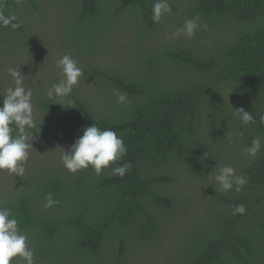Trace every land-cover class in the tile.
Returning a JSON list of instances; mask_svg holds the SVG:
<instances>
[{
  "label": "trees",
  "instance_id": "obj_1",
  "mask_svg": "<svg viewBox=\"0 0 264 264\" xmlns=\"http://www.w3.org/2000/svg\"><path fill=\"white\" fill-rule=\"evenodd\" d=\"M53 1L63 10L62 39L84 79L63 106L46 96L59 79L32 90L35 140L67 139L71 146L95 123L123 138L127 155L117 164L132 167L119 177L111 167L96 175L91 167L72 174L63 165L38 166L4 192L0 207L18 219L36 264H146L144 252L160 248L169 249L161 252L162 264H264V0H169L172 11L159 24L150 18L154 0ZM43 3L0 0V9L21 22L15 31L0 26V60L15 38L32 47L24 11L40 12ZM196 16L207 31L167 34ZM118 36L123 61L104 62L101 51ZM117 90L128 103L116 102ZM238 108L254 122L242 124ZM255 137L262 148L252 158L244 150ZM224 154L237 159L247 185L240 193L211 191L213 212L173 250L165 230L190 204L181 195L184 176L211 178ZM49 192L59 203L45 208ZM238 204L247 210L233 215Z\"/></svg>",
  "mask_w": 264,
  "mask_h": 264
},
{
  "label": "clouds",
  "instance_id": "obj_2",
  "mask_svg": "<svg viewBox=\"0 0 264 264\" xmlns=\"http://www.w3.org/2000/svg\"><path fill=\"white\" fill-rule=\"evenodd\" d=\"M171 11L169 0H154L150 18L154 24H159L161 18ZM0 26L15 31L21 27V22L14 13L6 15L0 9ZM201 28L207 31L208 25L201 21L199 16L186 19L173 31L172 38H192ZM56 67L61 79L47 89L46 96L49 100H57L55 104L63 106L73 88L80 83L84 71L69 53L60 57ZM7 73L12 77L13 86L7 87L0 94V172L7 171L9 175L23 178L30 150L33 149V142L39 134L35 131L37 124L32 103L33 91L31 87L25 86L26 76L20 66L9 67ZM114 95L118 104L129 102L125 92L117 90ZM235 110L242 124L249 125L254 122L253 116L243 108ZM261 121L264 122V117H261ZM82 133L67 150L61 148L60 160L63 167L72 174L91 167L96 175H101L105 169L111 167L113 176L124 177L132 165L130 162L117 164L127 155L123 138L114 130L101 129L95 123L84 127ZM237 135L242 137L244 133L239 132ZM261 148V138L255 137L244 151L248 157L255 158ZM209 176L214 181L209 185L214 188L218 185L224 192L234 190L240 193L248 183L245 175L237 174L236 169L229 165H221L215 174L210 172ZM44 199L45 208L59 203L51 192L47 193ZM246 210L244 204L234 205L233 215L244 214ZM27 241L28 237L19 227V221L12 210L0 207V264H14V258H19L16 264H36L34 249L28 246Z\"/></svg>",
  "mask_w": 264,
  "mask_h": 264
},
{
  "label": "rangeland",
  "instance_id": "obj_3",
  "mask_svg": "<svg viewBox=\"0 0 264 264\" xmlns=\"http://www.w3.org/2000/svg\"><path fill=\"white\" fill-rule=\"evenodd\" d=\"M63 10L57 2L53 0H44L40 12L24 11V16L30 23L29 30H33V44L31 48L24 45L21 38H15L16 46L9 51L4 60H0V80L4 89L13 86L12 77L8 75L7 69L9 67H19L25 77V86L31 87L32 90H37L42 86H49L52 81L61 79L59 69L56 67L57 61L66 53L72 55L71 48L62 39L63 34ZM31 28V29H30ZM172 29L166 30L167 34H172ZM163 35V34H162ZM217 35L212 33L210 35L211 42L216 41ZM121 36L116 37L100 55L104 58V62L115 61L122 62L125 55L120 54L118 50L122 40ZM208 39V38H207ZM120 40V41H118ZM80 66L77 57L73 56ZM81 67V66H80ZM82 68V67H81ZM84 79V75L80 78ZM35 98H32L34 107V116L38 112ZM70 143L67 139H60L58 141L45 142L43 140H34L33 149L30 150L28 162L26 164V172L30 169L42 166L47 168H59L62 165L60 155L62 149L67 150ZM221 165L232 166L238 171L239 164L235 157L224 154L221 160ZM17 179L9 175L7 171L0 172V198L3 197L7 189L17 187ZM214 183L211 178L207 180H198L194 177L186 175L183 178L181 195L188 197L190 204L176 216L177 222H173L172 226L165 230L164 241L173 247V250L179 249L184 242L183 233L187 230L197 227L196 223L204 222L210 211L214 210V203L212 200L211 191H221L217 185L214 188ZM11 190V189H10ZM180 194V193H179ZM169 250L160 248L157 251L148 253L144 252V259L147 258L146 264H162L161 252ZM19 258H14V264Z\"/></svg>",
  "mask_w": 264,
  "mask_h": 264
}]
</instances>
